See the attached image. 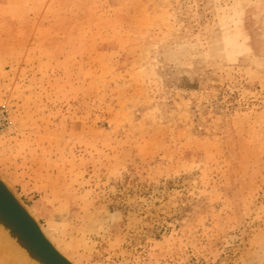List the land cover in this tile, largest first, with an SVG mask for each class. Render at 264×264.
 Here are the masks:
<instances>
[{"label":"rangeland","instance_id":"rangeland-1","mask_svg":"<svg viewBox=\"0 0 264 264\" xmlns=\"http://www.w3.org/2000/svg\"><path fill=\"white\" fill-rule=\"evenodd\" d=\"M0 178L73 264H264V0H0Z\"/></svg>","mask_w":264,"mask_h":264},{"label":"water","instance_id":"water-1","mask_svg":"<svg viewBox=\"0 0 264 264\" xmlns=\"http://www.w3.org/2000/svg\"><path fill=\"white\" fill-rule=\"evenodd\" d=\"M0 235L33 264H73L51 243L38 221L1 178Z\"/></svg>","mask_w":264,"mask_h":264},{"label":"bare ground","instance_id":"bare-ground-1","mask_svg":"<svg viewBox=\"0 0 264 264\" xmlns=\"http://www.w3.org/2000/svg\"><path fill=\"white\" fill-rule=\"evenodd\" d=\"M0 264H33L26 256L0 235Z\"/></svg>","mask_w":264,"mask_h":264}]
</instances>
